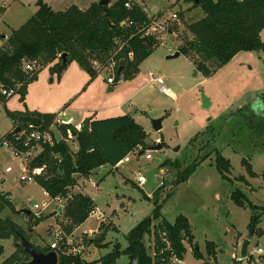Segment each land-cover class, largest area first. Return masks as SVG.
<instances>
[{"label": "rangeland", "instance_id": "rangeland-1", "mask_svg": "<svg viewBox=\"0 0 264 264\" xmlns=\"http://www.w3.org/2000/svg\"><path fill=\"white\" fill-rule=\"evenodd\" d=\"M43 1L52 9L63 10L71 4L85 9L98 0ZM135 1L143 2L152 19L166 28L154 32L159 44L140 64L133 78L110 85L106 82V73L101 72L90 80L88 73L75 62H70L60 75L51 73L49 65H45L27 85L24 101L17 92L0 101V138L13 126L7 111H20L26 106L56 111L65 98L74 108L115 106L98 111L96 117L128 114L144 128L145 148L138 146L129 154L128 161L112 169L109 165L98 167L84 179L83 186L69 188V194L80 192L94 200L103 213L101 227L98 229L101 218L91 213L83 224L67 228L69 220L61 211L69 194L52 198L34 178L19 181L21 157L11 155L9 149L0 145V181L3 180L0 190L9 192L15 209L6 208L1 216H9L26 231L31 226L32 230L27 232L34 245L49 244L58 231L72 252L80 253L90 264H101L96 260L115 243L124 248L128 231L150 213L155 201L162 202L160 216L173 222L177 215H185L194 235L192 243L185 242L184 257L176 264H264V144L242 123L248 114L260 116L263 111L260 96L264 93V54L262 50L240 51L206 76L186 54L168 57L177 51L187 23L204 15L202 9L186 11L184 0ZM36 9L37 0H0V45ZM180 10L185 14L180 15ZM173 14L176 18L172 20ZM260 36L264 41V29ZM80 81L79 91L83 87L84 91L69 99L67 96ZM109 87L112 89L108 90ZM202 93L209 100L207 107L202 106ZM156 118H162L159 130L152 125ZM55 135L58 138L60 133L55 130ZM217 150L230 162L223 174L215 165ZM147 153L150 158L145 157ZM243 159L250 162L254 176L248 174ZM195 163L188 178L176 184L175 180L184 170ZM6 166L12 171L4 173ZM80 178L83 177L77 180ZM234 190L262 207L252 235L251 210L247 205L238 206L233 202L230 196ZM168 193L169 197L164 200ZM33 204L38 208L34 209ZM26 208L32 213L25 214ZM37 217L43 219L33 225ZM97 229L93 235L87 234ZM103 231L107 246L88 243V238L97 237ZM245 239L249 240L247 257L239 260ZM207 241H213L215 253L207 252ZM145 244L153 255L151 235L145 236ZM0 245L1 264L14 251L15 241L12 237L0 239ZM195 245L200 259L193 255ZM257 247L261 248L260 253L256 252ZM127 261L122 255L117 264Z\"/></svg>", "mask_w": 264, "mask_h": 264}, {"label": "trees", "instance_id": "trees-1", "mask_svg": "<svg viewBox=\"0 0 264 264\" xmlns=\"http://www.w3.org/2000/svg\"><path fill=\"white\" fill-rule=\"evenodd\" d=\"M127 1L131 2L130 7L125 6ZM184 1L187 3L186 11L200 7L204 15L187 23L177 50L188 55L195 67L206 76L240 51L262 50L264 54V41L260 36L264 29V0ZM179 12L180 15L185 14L184 10ZM150 19L143 6L135 0H115L106 5L95 1L85 9L71 4L63 10H54L43 0H37V9L23 24L13 29L0 45V91L14 88L20 100L24 101L27 85L37 78L40 67L49 65L51 73L60 75L70 62L75 61L92 79L97 75L92 66L93 60H104L110 56L117 61L116 70L123 73V79L133 78L140 64L159 44L155 35L139 32L140 28L150 23ZM115 38L120 39V42L115 43ZM63 53L66 54L64 63L61 56ZM26 63L32 64L31 70L25 69ZM0 99L5 101L1 93ZM260 101L263 105L261 115L248 114L242 123L249 127L259 143L264 144V93ZM7 113L14 124L4 135L7 137L16 133L17 128L50 130L56 117L55 113L27 109ZM23 115L37 116L41 119V125L33 127L23 123L20 120ZM86 121L88 128L79 130L74 125L61 123L59 129L62 137L54 139L53 145L41 143L30 161V168L44 166L41 173L34 174L32 178L52 198H64L79 177L89 176L102 165H109L112 169L138 146L145 148L147 133L128 114L106 118L90 117ZM68 128L75 132L76 150L71 149L65 141ZM215 161L217 170L222 174L230 166L229 159L218 150ZM242 163L248 174L254 176L250 162L243 159ZM196 165L192 164L191 168L184 170L183 175L175 180L176 184L186 180ZM169 195L166 194L164 200ZM230 197L238 206H249V228H255L261 217V211L258 210L262 207L252 203L239 190L232 191ZM161 205L162 202L155 201L150 213L128 231L124 248L115 243L109 252L96 261L101 264H117V259L122 255L128 259L124 264H176L174 259L182 260L186 251L185 242L190 244L194 240L190 222L183 214L177 215L173 222L161 217ZM6 208L15 211L8 193L0 190V239L12 237L15 241L14 251L1 264L27 261L30 257L22 251L19 235L30 242L27 231L30 232L32 227L28 226L26 231L9 216L2 217L1 212ZM94 208L95 202L89 195L70 193L61 211L69 220L67 228L83 223ZM42 219L37 217L33 225ZM146 235L153 238V255L145 244ZM104 240L105 231L87 241L96 247H105L108 243ZM61 244H66V239H62L59 246ZM34 246L42 251L56 250L57 264H90L80 253L72 252L68 244L63 250L59 246L55 249L50 245ZM206 249L208 253H215L213 241L206 242ZM193 255L197 259L201 258L196 245Z\"/></svg>", "mask_w": 264, "mask_h": 264}, {"label": "built area", "instance_id": "built-area-1", "mask_svg": "<svg viewBox=\"0 0 264 264\" xmlns=\"http://www.w3.org/2000/svg\"><path fill=\"white\" fill-rule=\"evenodd\" d=\"M131 2L127 1L125 2L126 7H130ZM144 9V8H143ZM145 11V9H144ZM151 18V17H150ZM176 18V14L172 15V19ZM166 28L165 25L157 23L155 20L152 18L150 19V23L147 26H144L139 29V32L143 31L144 35H154L157 30H164ZM120 39L115 38V43H119ZM129 56L132 55L131 52L128 53ZM117 61L112 57H107L104 60H93L92 66L93 68L97 71V73L104 72L106 73V81L107 83L113 85L123 79V73L120 71L116 70L117 67ZM32 64L26 63L25 64V69L31 70L32 69ZM152 76L153 74L150 73ZM153 79L155 80L156 78L153 76ZM160 81V80H158ZM16 89L11 88V89H1L0 93L4 96V98H7L14 94ZM2 102V100L0 99ZM80 127H78V130ZM73 132H71L70 129H67V135L65 138V141L70 145L72 148V141L76 143V140L74 138ZM41 143L53 145L54 143V137L53 134L51 133L50 130H27V129H20L16 132L13 133L10 136H2L0 138V145L4 146L6 149H9L11 155L13 156H19L21 157V162L19 166V174L17 176L18 180L23 182L29 178H32V176L35 174H40L41 171L43 170L44 166L40 167H33L30 168L29 164L30 161L34 158L38 151V147L40 146ZM131 153V152H130ZM125 155L121 160H119L116 164L115 167L121 163L122 161H128L129 160V154ZM146 158H150L151 155L149 153L145 154ZM12 171V168L10 166H6L4 169V173H9ZM141 181H143V177L140 176ZM1 182V181H0ZM33 208L36 209L38 208L37 204H33ZM35 215H38V211L34 212ZM62 237L59 234V232H56L55 238L50 241L49 245L52 249H55L56 247L59 246V242L61 241ZM262 250L260 247H257L256 252L260 253ZM239 260H242L243 257H239ZM174 262L178 261L177 259L173 260Z\"/></svg>", "mask_w": 264, "mask_h": 264}, {"label": "crops", "instance_id": "crops-1", "mask_svg": "<svg viewBox=\"0 0 264 264\" xmlns=\"http://www.w3.org/2000/svg\"><path fill=\"white\" fill-rule=\"evenodd\" d=\"M111 2V1H110ZM93 3V2H92ZM112 3V2H111ZM138 3H141V5L143 6V8L145 9V11H146V13H147V15L149 16V17H151L152 15L151 14H149L148 13V11H147V6L146 5H144V3L143 2H138ZM51 7V6H50ZM65 9V8H64ZM55 10V9H54ZM56 10H58V9H56ZM59 10H61V9H59ZM31 16V15H30ZM29 16V17H30ZM152 18V17H151ZM27 20V19H26ZM173 20V19H172ZM157 23H158V21H156ZM171 30H169V32H170ZM261 34V33H260ZM6 36L4 37V40L3 41H5L6 40ZM72 62H75V61H72ZM76 63V62H75ZM77 64V63H76ZM79 66V65H78ZM67 67V66H66ZM81 68V67H80ZM66 69V68H65ZM82 69V68H81ZM82 70H84V69H82ZM64 71V70H63ZM85 71V70H84ZM97 74H99V73H97ZM89 76V75H88ZM84 78V77H83ZM83 78H81V81H83ZM91 80V79H90ZM79 82L78 84H77V86H75V88H73V90L70 92L71 94H69L67 97L69 98L71 95H75V93H76V95H79V94H81L83 91H84V87H83V89H81L80 91H79V89H80V85H81V83L82 82ZM107 82V81H106ZM109 84V83H108ZM111 85V84H110ZM112 89V87H109L108 88V90H111ZM72 98V97H71ZM70 99V98H69ZM61 106L60 107H56L55 108V110L56 111H48V110H45V109H43V108H36V107H30V108H28L27 106L26 107H24V109L23 110H20V111H25L26 109L27 110H29V111H37V112H41V113H46V112H50V113H55L56 114V117H55V120H54V123L50 126V131H51V133L53 134V137H54V139H59V138H61L62 137V134H61V132H60V129H59V125L61 124V123H65V124H71V125H74L77 129H78V127H80L83 123H84V121H86V119L87 118H99V117H96V113L98 112V111H107V110H110V108H113V107H115V106H106V107H98V108H96V107H94V108H87V109H84V108H74L73 106H71V104L69 103V102H67V98H65V100H63L61 103ZM67 109H69L70 111H66ZM91 112H92V115H90L91 114ZM66 113V114H65ZM68 113H70V114H68ZM89 113V115H87V114ZM67 115V116H65V115ZM68 117V119L67 120H63L62 119V117ZM14 125V124H13ZM14 126H12V128H13ZM69 129V128H68ZM55 130H57L59 133H60V136L58 137V138H56V135H55ZM75 135V134H74ZM72 143L73 144H75V146L74 147H72L71 149H73V150H76V148H77V143H75V142H73L72 141ZM90 177V176H89ZM88 177V178H89ZM88 178H86V177H83V178H80L79 180H77V183L74 185L75 186V188H78V187H80V186H83V184H84V179H88ZM3 180H1V182H2ZM8 193V197L10 198V194H9V192H7ZM74 193H76V192H74ZM98 206H96V204H95V210H93L91 213L92 214H96V217H98V218H101V220H100V222H99V224H98V229H99V227H100V225H101V222L102 221H104V220H102L103 219V213L100 211V210H98V208H97ZM27 209V208H26ZM26 209H24V211L26 210ZM27 210H29V209H27ZM30 211V210H29ZM30 213H32L31 211H30ZM29 213V214H30ZM90 213V214H91ZM25 214H26V212H25ZM90 214H89V216H90ZM88 216V217H89ZM88 217L86 218V220L88 219ZM85 220V221H86ZM84 221V222H85ZM83 222V223H84ZM83 223H81V224H83ZM80 224V225H81ZM98 229L97 230H94V231H90L89 233H87V234H90V235H93L95 232H97L98 231ZM31 242V241H30ZM32 243V242H31ZM50 243V242H49ZM66 244H68L69 245V243H67L66 242ZM66 244H65V246H66ZM46 245H49V244H46ZM60 247V246H59ZM70 247V246H69ZM56 251V250H55Z\"/></svg>", "mask_w": 264, "mask_h": 264}, {"label": "water", "instance_id": "water-1", "mask_svg": "<svg viewBox=\"0 0 264 264\" xmlns=\"http://www.w3.org/2000/svg\"><path fill=\"white\" fill-rule=\"evenodd\" d=\"M99 4L106 5L110 2V0H98ZM179 51L177 50L174 54L169 55L168 57H176L179 55ZM63 58V63L65 62L66 59V54L63 53L62 55ZM201 102L203 107H207L209 105V100L208 98L202 93L201 94ZM62 119L65 121L68 119V117H62ZM20 120L23 123H27L30 126L33 127H39L41 125V119L38 118L37 116H32V115H23L20 116ZM152 125L155 130H159L162 127V118H156L152 120ZM88 128V122L84 121V123L80 126V129H87ZM19 128H17V131ZM75 134V132H73ZM139 154L142 153V150L140 149ZM27 214L30 213L29 210H25ZM253 229H251L250 234L252 235ZM20 241L19 243L21 244L22 251L28 254L30 257L29 260L23 261V262H15L12 264H57L58 263V253L55 250H49V251H42L41 249L35 247L33 244H31L23 235H19ZM249 240L245 239L242 242L241 248H240V255L241 257H247V246H248ZM65 247V244H61L59 249L63 250Z\"/></svg>", "mask_w": 264, "mask_h": 264}]
</instances>
